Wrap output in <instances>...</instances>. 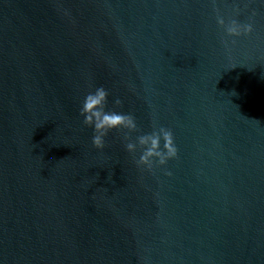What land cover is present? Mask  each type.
I'll return each instance as SVG.
<instances>
[{
  "label": "water",
  "instance_id": "water-1",
  "mask_svg": "<svg viewBox=\"0 0 264 264\" xmlns=\"http://www.w3.org/2000/svg\"><path fill=\"white\" fill-rule=\"evenodd\" d=\"M100 85L178 155L94 148ZM0 264H264V3L0 0Z\"/></svg>",
  "mask_w": 264,
  "mask_h": 264
},
{
  "label": "clouds",
  "instance_id": "clouds-1",
  "mask_svg": "<svg viewBox=\"0 0 264 264\" xmlns=\"http://www.w3.org/2000/svg\"><path fill=\"white\" fill-rule=\"evenodd\" d=\"M261 3H264V0H261ZM216 21L223 28L224 35L227 37H240L253 31L252 23L241 22L235 17L226 20L224 16L218 14ZM221 40L225 44L227 43L224 36L221 37ZM232 43H235V40ZM108 97V90L100 85L86 93L79 108L83 124L93 130L91 143L94 148L103 150L106 146L105 138L110 131L123 128L128 130L124 135L126 141L124 147L128 153L133 154L138 167L143 166L148 171H152L154 165L163 166L178 155L173 131L167 127L153 128L151 132L140 134L135 140H132L129 133L138 130L135 116L131 112H121L115 108H109ZM121 103L119 98L113 101L114 105ZM138 149L140 154L138 159H135ZM166 175H171V172H166Z\"/></svg>",
  "mask_w": 264,
  "mask_h": 264
}]
</instances>
